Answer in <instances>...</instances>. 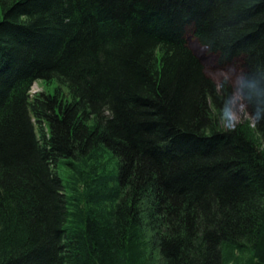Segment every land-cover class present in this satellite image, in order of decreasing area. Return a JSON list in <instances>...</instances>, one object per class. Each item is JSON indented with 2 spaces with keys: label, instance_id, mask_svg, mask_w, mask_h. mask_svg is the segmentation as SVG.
Instances as JSON below:
<instances>
[{
  "label": "trees",
  "instance_id": "16d2710c",
  "mask_svg": "<svg viewBox=\"0 0 264 264\" xmlns=\"http://www.w3.org/2000/svg\"><path fill=\"white\" fill-rule=\"evenodd\" d=\"M128 29L172 48L199 39L221 71L249 58L239 97L264 132V0H0V264H150L146 196L171 229L162 264H222L230 246L264 264V153L239 126L203 132L187 90L144 97L145 40L113 45V31ZM196 49L185 52L194 66ZM50 74L77 84L95 123L75 105L42 102L32 106L49 127L42 143L27 98ZM184 79L195 90L209 77L199 67ZM102 145L119 172L70 162ZM64 160L77 178L70 197L55 172Z\"/></svg>",
  "mask_w": 264,
  "mask_h": 264
},
{
  "label": "rangeland",
  "instance_id": "374dc122",
  "mask_svg": "<svg viewBox=\"0 0 264 264\" xmlns=\"http://www.w3.org/2000/svg\"><path fill=\"white\" fill-rule=\"evenodd\" d=\"M113 33V45L121 50L125 49L124 44L135 41L137 33L140 38L145 40V43L139 48V56L146 76L152 81L153 87L144 86L142 89L144 97L154 99L163 94L167 98L173 95L177 99L178 92L182 91L183 93L187 90L186 96L192 97L194 103L197 104V109L204 112V116L199 117L202 121L200 128L203 132L227 131L239 126L250 135L258 149L264 153V132L249 113L246 102L240 99L238 92L242 79L239 72H242L244 66L250 62L249 58L242 59L243 62L240 61V64L236 67H229L225 69L226 71H221L216 68L212 55H208L206 49L199 46V39H193L185 45L172 48L162 43H155L146 33H141V35L139 32L129 29L121 34L116 31H113ZM204 34L216 38L220 33L218 34L212 29L207 30ZM193 48H198L196 50L199 52L201 59L195 66L189 63L185 53L187 49ZM199 67L202 71L205 70L209 80L204 82L199 89L192 90L191 85H188L184 76L188 72L196 71ZM176 77H179L177 81L174 80ZM147 88H150L152 93L145 91ZM81 95L82 93L74 81L58 74H50L47 78L34 82L27 98V104L31 112L33 125L42 143H44V136L48 137L49 135V127L41 117L35 118L32 106L37 105L36 110H39L42 102L51 103L52 101H56L60 107L75 105L80 110V114H83L79 121H83L89 128H92L95 123V115L91 111V105L84 99L81 101ZM81 111H84V113ZM87 160V163H83L79 157L70 160V162H73L78 170L81 169L87 173L93 170L99 175H111L119 172V158L103 145L98 147L91 154V158ZM66 163L65 160L60 162L55 172L63 180L65 187L63 193L70 197L73 196L71 187L75 186L77 178L76 173ZM83 166L84 168H82ZM80 188L82 187L80 186ZM141 209L144 224V256L150 264H162L159 239L161 235L170 232V226L165 224L158 213L157 201L153 196L144 197ZM250 256L251 251L249 248L230 246L224 250L222 264H245Z\"/></svg>",
  "mask_w": 264,
  "mask_h": 264
},
{
  "label": "clouds",
  "instance_id": "9594fccd",
  "mask_svg": "<svg viewBox=\"0 0 264 264\" xmlns=\"http://www.w3.org/2000/svg\"><path fill=\"white\" fill-rule=\"evenodd\" d=\"M231 130H234V129H231Z\"/></svg>",
  "mask_w": 264,
  "mask_h": 264
}]
</instances>
